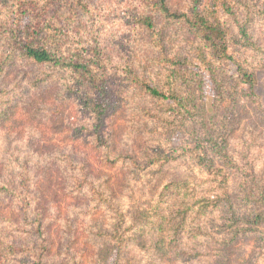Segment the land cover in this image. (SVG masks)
<instances>
[{"label": "trees", "instance_id": "16d2710c", "mask_svg": "<svg viewBox=\"0 0 264 264\" xmlns=\"http://www.w3.org/2000/svg\"><path fill=\"white\" fill-rule=\"evenodd\" d=\"M258 71L264 0H0V264H264Z\"/></svg>", "mask_w": 264, "mask_h": 264}, {"label": "rangeland", "instance_id": "374dc122", "mask_svg": "<svg viewBox=\"0 0 264 264\" xmlns=\"http://www.w3.org/2000/svg\"><path fill=\"white\" fill-rule=\"evenodd\" d=\"M224 68L229 74H234V66L230 61L226 60L224 62ZM200 72L203 75V99L207 104V106H209L213 94L212 86L208 79L207 72L203 67H201ZM263 85H264V71H258L256 73L255 92L261 96H263L264 94ZM247 251H248V247H243L240 249L239 252L240 254L244 255Z\"/></svg>", "mask_w": 264, "mask_h": 264}]
</instances>
